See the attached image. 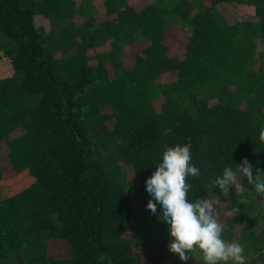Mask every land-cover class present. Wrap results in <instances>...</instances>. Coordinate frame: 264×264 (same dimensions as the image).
<instances>
[{"label":"trees","instance_id":"trees-1","mask_svg":"<svg viewBox=\"0 0 264 264\" xmlns=\"http://www.w3.org/2000/svg\"><path fill=\"white\" fill-rule=\"evenodd\" d=\"M262 128L264 0H0V264H149L168 234L135 204L177 144L190 195L264 264V195L212 185L264 170Z\"/></svg>","mask_w":264,"mask_h":264},{"label":"clouds","instance_id":"clouds-1","mask_svg":"<svg viewBox=\"0 0 264 264\" xmlns=\"http://www.w3.org/2000/svg\"><path fill=\"white\" fill-rule=\"evenodd\" d=\"M259 140L264 142V128L259 132ZM200 174L201 169L192 163L191 146L177 144L165 148L161 162L145 182V191L151 197L147 209L156 215L159 208L158 220L171 237L169 251L185 264L196 250L202 253L204 264H248L243 244L223 238V225L214 202L190 195L192 185L187 178ZM241 177L253 186L255 193L264 195V170L256 168L247 158L236 163L235 168L225 166L212 185L225 196L235 190L244 199ZM238 211L233 207L229 215Z\"/></svg>","mask_w":264,"mask_h":264},{"label":"rangeland","instance_id":"rangeland-1","mask_svg":"<svg viewBox=\"0 0 264 264\" xmlns=\"http://www.w3.org/2000/svg\"><path fill=\"white\" fill-rule=\"evenodd\" d=\"M40 24H44L40 21ZM19 176L21 177L22 175H17L15 178L11 179L10 180V183L9 184H13V181H18L19 182ZM18 188H21V185H19ZM5 193H12L11 189L9 190L8 188H5ZM135 207L137 209L138 212H143V211H147V205L144 203V202H137L135 204ZM149 220H151L152 223H150L151 226L154 227V225L156 224H162L159 222V220L155 217V215L153 214H150L148 216ZM139 221V220H138ZM146 228V227H145ZM138 229L136 228V232H135V238L136 240L138 241V243L140 245H142V239H140V237H136V235H138ZM133 234H134V231H133ZM140 236V234L138 235ZM143 236V235H142ZM130 237V236H129ZM171 242V237L168 235L167 237H165L163 235V233L161 232H158V231H153L152 232V241L150 242V245L149 246L150 248H152V246L155 248V249H159L161 248L162 251H164V253L162 252V254L160 253V251L156 254H153V257L152 258H146L149 262V264H170L172 263L174 260L176 259H180L179 256L177 254H174V253H171L170 251L167 252V250H169V243ZM231 242H237V241H231ZM138 247H141V246H138ZM143 247V246H142ZM144 248V247H143ZM137 251L139 254L141 255H144L147 253L146 250H133L132 253L135 255V256H138L139 254H137ZM248 250H245V255L248 254ZM194 255V253L191 254V256ZM196 256V257H194ZM193 257H191V262L193 264H200V256L201 254L200 253H197V255H194ZM202 257V256H201ZM145 259V260H146ZM141 260V259H140Z\"/></svg>","mask_w":264,"mask_h":264}]
</instances>
